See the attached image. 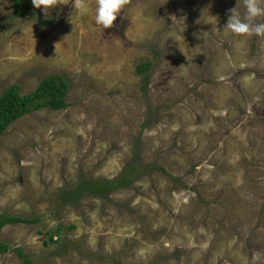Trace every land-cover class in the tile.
<instances>
[{
	"label": "rangeland",
	"instance_id": "rangeland-1",
	"mask_svg": "<svg viewBox=\"0 0 264 264\" xmlns=\"http://www.w3.org/2000/svg\"><path fill=\"white\" fill-rule=\"evenodd\" d=\"M29 2L14 17L0 0V93L60 73L69 105L0 136V219L38 220L0 229V264H23L17 247L32 264H264V39L225 28L238 0H132L107 29L96 0ZM99 177L115 190L78 185Z\"/></svg>",
	"mask_w": 264,
	"mask_h": 264
},
{
	"label": "trees",
	"instance_id": "trees-1",
	"mask_svg": "<svg viewBox=\"0 0 264 264\" xmlns=\"http://www.w3.org/2000/svg\"><path fill=\"white\" fill-rule=\"evenodd\" d=\"M14 3V17L24 15V11H30L29 0H13ZM46 22H50L47 20ZM153 61H145L140 64L137 69L140 74H143V80L145 81L148 77L147 73L151 69ZM150 75V74H149ZM68 85L69 81L66 75L60 73H53L44 77L32 91L26 94L19 93L18 85H12L8 87L5 91L0 93V136L5 132L8 127L23 117L24 115L39 110L42 108H50L53 110H60L69 105L66 100L68 95ZM148 120L144 122V126H147ZM100 179H105L99 177L95 179V183L90 181H80L78 185L81 189L102 191V194H107L110 190H115L114 181L103 180L99 183ZM75 188V187H74ZM73 188V189H74ZM71 191V196H74L79 189ZM38 221L37 219L29 220L26 218H21L19 216L6 215L0 219V229H2L7 224H14L19 222H30ZM76 226L73 224L70 229H74ZM63 228L62 224L59 223L55 226L52 231V236H57L60 229ZM9 243L0 240V253L8 252L10 250ZM17 253L23 258V264H32L31 258L24 253L22 247L16 248Z\"/></svg>",
	"mask_w": 264,
	"mask_h": 264
},
{
	"label": "clouds",
	"instance_id": "clouds-1",
	"mask_svg": "<svg viewBox=\"0 0 264 264\" xmlns=\"http://www.w3.org/2000/svg\"><path fill=\"white\" fill-rule=\"evenodd\" d=\"M131 2L132 0H96V25L102 26L103 29L113 27L121 11L126 9ZM240 2L241 0H238L237 7L228 10L229 15L225 28L238 37L257 36L264 39V22H256L258 18L264 17V0H243L245 8L243 17L237 11ZM69 3L70 0H32L35 8H42L45 17H47L49 10L55 6ZM74 8L80 16L89 11V5L85 3V0H74ZM56 51H58L57 45ZM255 260L256 257L254 256L253 264H255Z\"/></svg>",
	"mask_w": 264,
	"mask_h": 264
}]
</instances>
